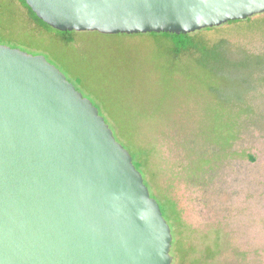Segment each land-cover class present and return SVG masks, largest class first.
Segmentation results:
<instances>
[{
  "label": "water",
  "instance_id": "1",
  "mask_svg": "<svg viewBox=\"0 0 264 264\" xmlns=\"http://www.w3.org/2000/svg\"><path fill=\"white\" fill-rule=\"evenodd\" d=\"M59 32L191 34L264 0H20ZM172 235L128 151L42 55L0 45V264H171Z\"/></svg>",
  "mask_w": 264,
  "mask_h": 264
},
{
  "label": "rangeland",
  "instance_id": "2",
  "mask_svg": "<svg viewBox=\"0 0 264 264\" xmlns=\"http://www.w3.org/2000/svg\"><path fill=\"white\" fill-rule=\"evenodd\" d=\"M0 12V45L44 56L72 84L81 79L78 91L102 117L109 114L146 145L160 139L161 201L152 196L161 205L170 198L182 220L173 225L170 209L164 213L171 264H264V67L237 68L245 54L264 57L260 29L243 24L196 33L202 45L228 43L231 57L220 72L204 68L197 56L174 62L165 47L145 37L78 32L72 50L52 35L34 33L16 0H0ZM192 129L194 145L214 164L189 181L178 142Z\"/></svg>",
  "mask_w": 264,
  "mask_h": 264
},
{
  "label": "trees",
  "instance_id": "3",
  "mask_svg": "<svg viewBox=\"0 0 264 264\" xmlns=\"http://www.w3.org/2000/svg\"><path fill=\"white\" fill-rule=\"evenodd\" d=\"M19 4H21L22 8L26 10L27 14V20L29 23L32 24V27L34 29V33H42L46 35H52L55 39H57L63 46L69 47V49H74V46L76 45L75 41V35L78 32L75 31H65V32H59L53 30L51 27L43 23L41 20H39L35 14L26 6V4L23 1L17 0ZM0 12V16H1ZM257 18L254 20V22L251 21V17L247 18L245 20L241 21H229L226 24H223L219 27H212V28H206L200 31H196L191 34H172V33H146V34H117V35H104L100 34L98 32H82L85 34H97L99 36L103 37H110V38H139V37H145L149 39L150 41L154 42L157 45H161L165 47L166 54L172 58L174 62H176L180 57L184 56H194L198 59V63L202 65L204 68L209 70H216V71H222L224 68L228 67L229 59L231 57V53L229 52V45L228 43L221 39L216 43H213L211 45H202L196 41V33L200 32H219L220 28L223 26H240L243 24H252L255 28L260 29L261 33H264V13L259 14L256 16ZM75 44V45H74ZM243 53V52H241ZM247 55L245 57L246 62L243 66L237 67L240 69H249L250 71L255 70V68L258 70L264 67V57L263 56H253V55ZM251 60V62H249ZM249 62V63H247ZM240 65V64H239ZM74 85V84H73ZM76 90L79 86H81V79L76 78V85H74ZM78 86V87H77ZM93 104V103H92ZM232 104V103H231ZM98 112L99 115L100 109L99 106L93 104ZM230 105V104H229ZM106 110L105 108H102ZM229 109V108H228ZM102 116V115H101ZM106 117V118H105ZM104 121L107 123L110 127V129L113 132V135L116 139V141H120L119 143L128 151V153L131 156L132 163L137 171L141 174L143 178L144 185L148 188L150 197L153 198L152 194L156 199L161 201L159 196L156 194V188H160L159 185V167L155 163V159L158 158V152H159V142L160 139L158 137H152V145H146L144 141L137 135H133V133H130L128 130H125L124 127H122L120 124H118L109 114L108 116L104 115ZM111 119V120H110ZM131 128L134 130L137 129L135 122L131 124ZM137 132V130H136ZM194 136L196 133L192 129L187 133V136L182 139L180 142H178V145L183 148L184 153V162L185 165L182 163V171L185 174L186 178L189 181H192L195 177L198 175H202L206 173V171H209L212 169L213 164L208 160L209 158L206 157V155L201 151L200 148L194 145L196 141L194 140ZM204 143L208 144L209 146L212 145L208 141L201 138ZM229 145V143L226 145V147ZM225 150V149H223ZM152 192V193H151ZM154 199V198H153ZM158 203V201H156ZM171 205L168 207V205ZM159 208L161 211V214L164 218V213L167 212V208L170 209L172 215L174 216V220L172 221L173 225H175V222L178 221L180 224V221L182 222L180 218L179 211L176 209V205L173 201L170 200V198L165 197V202L162 204H159ZM164 211V212H163ZM165 219V218H164ZM168 224V223H167ZM181 225V224H180ZM170 227V226H169ZM171 231V229H170ZM175 234V232H174ZM172 235V234H171ZM173 245V241L171 243ZM211 257L206 259V262Z\"/></svg>",
  "mask_w": 264,
  "mask_h": 264
},
{
  "label": "flooded vegetation",
  "instance_id": "4",
  "mask_svg": "<svg viewBox=\"0 0 264 264\" xmlns=\"http://www.w3.org/2000/svg\"><path fill=\"white\" fill-rule=\"evenodd\" d=\"M17 1V0H16ZM18 2V1H17ZM18 6L20 7V8H22V6H21V4H19V2H18ZM23 14H25V17L27 18V14H26V10L25 9H23Z\"/></svg>",
  "mask_w": 264,
  "mask_h": 264
}]
</instances>
